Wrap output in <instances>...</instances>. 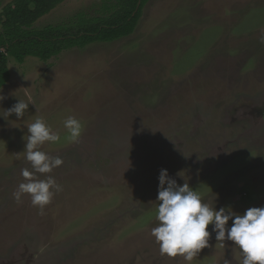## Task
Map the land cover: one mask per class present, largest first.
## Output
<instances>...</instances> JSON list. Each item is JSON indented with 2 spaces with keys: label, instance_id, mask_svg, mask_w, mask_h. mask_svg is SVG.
Returning <instances> with one entry per match:
<instances>
[{
  "label": "rangeland",
  "instance_id": "obj_1",
  "mask_svg": "<svg viewBox=\"0 0 264 264\" xmlns=\"http://www.w3.org/2000/svg\"><path fill=\"white\" fill-rule=\"evenodd\" d=\"M7 67L0 264H264V0H148L127 36Z\"/></svg>",
  "mask_w": 264,
  "mask_h": 264
},
{
  "label": "trees",
  "instance_id": "obj_2",
  "mask_svg": "<svg viewBox=\"0 0 264 264\" xmlns=\"http://www.w3.org/2000/svg\"><path fill=\"white\" fill-rule=\"evenodd\" d=\"M64 0H13L2 11L0 87L9 79L7 56L22 63L26 56L42 61L63 50L92 42H111L131 34L148 0H100L96 15L79 12L68 23L33 28L37 19Z\"/></svg>",
  "mask_w": 264,
  "mask_h": 264
}]
</instances>
